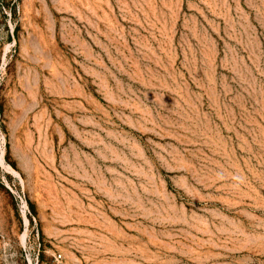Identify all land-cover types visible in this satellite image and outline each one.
<instances>
[{
    "label": "rangeland",
    "instance_id": "rangeland-1",
    "mask_svg": "<svg viewBox=\"0 0 264 264\" xmlns=\"http://www.w3.org/2000/svg\"><path fill=\"white\" fill-rule=\"evenodd\" d=\"M0 264H264V0H0Z\"/></svg>",
    "mask_w": 264,
    "mask_h": 264
},
{
    "label": "built area",
    "instance_id": "built-area-1",
    "mask_svg": "<svg viewBox=\"0 0 264 264\" xmlns=\"http://www.w3.org/2000/svg\"><path fill=\"white\" fill-rule=\"evenodd\" d=\"M21 202H22V200H21ZM21 211H22V213H24L25 215L27 214V209L25 208V206H23V204H22V206H21Z\"/></svg>",
    "mask_w": 264,
    "mask_h": 264
}]
</instances>
